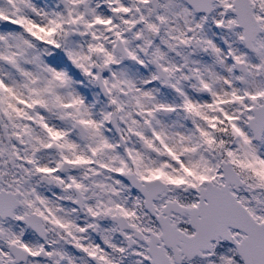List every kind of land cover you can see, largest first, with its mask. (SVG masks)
<instances>
[{
	"label": "snow or ice",
	"instance_id": "snow-or-ice-1",
	"mask_svg": "<svg viewBox=\"0 0 264 264\" xmlns=\"http://www.w3.org/2000/svg\"><path fill=\"white\" fill-rule=\"evenodd\" d=\"M0 264H264V0H0Z\"/></svg>",
	"mask_w": 264,
	"mask_h": 264
}]
</instances>
